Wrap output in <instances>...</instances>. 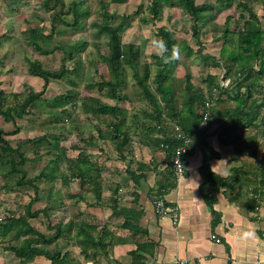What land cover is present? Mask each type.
Listing matches in <instances>:
<instances>
[{"label":"trees","instance_id":"16d2710c","mask_svg":"<svg viewBox=\"0 0 264 264\" xmlns=\"http://www.w3.org/2000/svg\"><path fill=\"white\" fill-rule=\"evenodd\" d=\"M98 1L97 14H94L90 0H41L36 7L49 16H41L40 21H49L51 28L48 33L44 27L28 29L24 32L27 39L25 44L40 55L60 51L63 53L61 67L52 70L40 60L26 59L28 75L44 82L38 91L7 92L0 83V118L14 126L10 132L0 128V194L16 195L15 208L0 215V247L17 258L19 264H35L43 258L48 262L45 264H67L70 255L64 253L66 245L79 248L85 259L97 264L103 259L111 263V241H108L109 233L106 229L109 223L106 222L100 228L99 222L83 212L75 213L66 223L63 220L55 222L52 213L63 209L65 203L54 199V186L50 187L46 199H42V183L60 179L69 196L71 184L78 182L81 191L73 195L77 203L87 202L92 208H104L106 204L113 210L112 215L126 216L123 228L129 229L135 236L144 235L145 231L138 225L137 213L126 207L120 209L116 198L104 197L103 188L107 184L104 163L115 160L116 169L118 163H126L124 172L135 186H139L140 181L147 176V168L144 163L133 158L128 160L134 154V137L141 142L151 139L150 145L158 149H163L162 146L167 144L168 149L165 151L170 161L180 144L175 135L176 125L186 135L205 139L210 137L206 129L200 130L207 103L210 105L207 123L218 124L213 135L225 147L238 146L243 141L241 132L257 129L258 120H264V28L253 10L254 3L263 0H152L149 6L141 4L133 13L122 15L114 13V10L128 0ZM166 5L183 8L191 17L190 26L177 31L168 24L159 26L158 23L164 21ZM233 7L236 10L235 16L230 15L221 21L204 15ZM90 18H93L91 25L95 29L94 35L105 36L110 47L107 56L100 55V61L105 64L109 77H100L94 84L99 96H82L77 90L78 83L73 79L74 76L80 77L82 61L76 60V55L88 45L87 41L68 45L61 42V39L59 41L63 45L47 48L56 39L62 38V35L84 30ZM134 19L144 26H158L157 36L165 47H162V55L154 56L155 61L152 63L143 59L139 44L123 40V28ZM208 19L212 23L213 41L219 44L215 53L207 49L202 39L201 23L204 24ZM167 20L171 21V17ZM3 37L7 38V35ZM177 53L187 58L196 55L203 65L226 71L225 82L229 80L228 86L222 84L219 75L208 74L202 80L203 86L198 87L188 74L184 87L179 88L176 76L179 60L174 57ZM70 61L73 67L68 65ZM128 69H131L139 89L138 99H130L120 91L126 86ZM66 78L71 89L57 97L44 98L53 82ZM124 101L130 102L131 111L120 104ZM77 102H80L83 112L95 117L96 121L94 133L86 140L83 139L84 149L72 146L79 151L76 156L71 157L69 150L60 145V137L48 133L28 140L11 139L20 134L22 122L30 120L34 114L55 115L58 120H70L68 108L76 106ZM138 102L146 103L147 107L142 109ZM101 141L111 143L116 153L115 159L112 152L103 148L99 149L100 161L88 152V149H96ZM42 148L47 150L51 159L41 173L30 177L26 165L43 159L40 153ZM207 151L210 154H205L200 169L205 179L201 190L205 202L213 209L217 193L222 189L243 186L244 174L242 169L236 168L232 177L222 178L210 165L215 152L209 146ZM28 153H34L35 157H28ZM252 156L256 157L255 151ZM170 167L168 176L159 184L158 194L176 186L177 177L171 164ZM261 173L264 183V169ZM90 198H93L92 202H88ZM250 203L257 205V201L252 198L248 200ZM4 205L0 200V209ZM44 221H48L45 227L35 225V222ZM147 247L139 245L132 253L131 264H145L144 253L148 252Z\"/></svg>","mask_w":264,"mask_h":264},{"label":"crops","instance_id":"0c3cea01","mask_svg":"<svg viewBox=\"0 0 264 264\" xmlns=\"http://www.w3.org/2000/svg\"><path fill=\"white\" fill-rule=\"evenodd\" d=\"M127 104L130 105V102L127 101ZM125 108L129 111L132 109ZM263 121L262 118L258 120L257 129L242 131L243 141L238 146L228 147L223 146L218 137L213 135L218 124L209 125L206 122L203 125L202 130L206 129L210 137L205 139L199 136L194 139L185 155V174L177 177L175 187L162 190L166 203L178 209L177 225L173 224L171 218L159 217L153 204L155 195L160 191L159 184L171 169L167 153L150 145L151 139L141 142L137 137L133 138L134 154L128 160L133 158L144 163L146 178L140 181L139 186H135L124 172L126 163H118L119 168L116 169V161H108L104 163L107 184L103 193L106 199L116 198L120 209L126 207L138 214V225L145 231L144 235L135 236L129 229L123 228L126 216L112 215L113 210L106 204L104 208H92L87 202L80 201L77 203L79 206L73 203L72 199L76 201L73 195L81 191H75L76 183L71 184L68 203L72 209L78 208L67 218L69 212H65L71 207L65 201L63 209L52 213L53 219L66 223L75 213L83 212L99 222L100 228L106 222L109 223L106 229L108 241H111V263L103 259L99 264H131L132 253L141 244L148 246V252L144 253L145 264H264V183L261 173L264 169ZM206 145L216 154L210 160V165L219 176L230 178L236 168L242 169L244 174L243 186L222 189L217 193L213 209L205 202L201 190L205 179L200 169L205 154H210ZM100 148L98 144L92 151H99ZM254 151L255 158L252 156ZM112 156L115 159V151ZM100 157L99 151V157L94 159L100 161ZM250 198L257 201L256 206L248 204ZM92 201L93 198L88 200ZM61 211L65 213L63 218L57 213ZM67 252L70 255L67 264H97L85 259L80 249L73 245H66L64 253Z\"/></svg>","mask_w":264,"mask_h":264},{"label":"rangeland","instance_id":"374dc122","mask_svg":"<svg viewBox=\"0 0 264 264\" xmlns=\"http://www.w3.org/2000/svg\"><path fill=\"white\" fill-rule=\"evenodd\" d=\"M41 0H0V60H2V65L0 66V83L2 88L7 92H26V91H38L42 89L43 83L42 80H38L35 77L28 75V65L27 58L40 60L45 67L52 70H59L62 64L63 53L56 52L50 55H40L26 43L27 39L24 35V32L30 28L41 27L46 30V33L49 32L51 25L49 21H40L41 16H49L43 10H38L39 8L36 5ZM71 1V0H67ZM152 0H128L124 5L117 6L114 10L116 14H131L137 10L138 6L143 4L149 6ZM203 0H199L201 2ZM208 2H214L215 0H205ZM92 6V11L94 14L99 7L98 0H90ZM115 7L113 6L112 9ZM253 10L258 14L259 18L262 21V26L264 28V0L262 2H256L253 5ZM235 7L225 9V10H216L215 12H208L204 15L211 16L218 21L225 19L230 15L235 16ZM171 17V21L167 20L168 17ZM93 18L87 20L86 28L81 31H71L65 35H62V38H58L54 41V44L48 46L47 48L54 47L56 45L65 44L71 45L77 42L87 41L88 45L81 51L77 52L76 60L81 59L82 66L80 70V77L74 76L73 79L78 83L77 90L81 93L82 96H99L98 88L94 85L100 77H109L107 68L105 64L100 61V55L107 56L110 53V47L107 45V38L105 36L96 37L94 35L95 29L92 27L91 23ZM168 24L174 27V30L177 31L183 27H189L191 24V17L187 14L183 8L179 6L171 7L169 5L164 6V21L159 22L158 25ZM202 29V39L206 44L207 49L210 52L215 53L219 49V44L213 41L215 38L212 33V23L208 19L204 24L201 23ZM158 26H144L139 23L137 19L132 20L128 25H126L122 30L123 40L125 42H134L141 46V53L143 59L148 60L149 62H154L155 55H162L161 39L157 36ZM7 35V38L3 36ZM219 36V35H218ZM62 39V40H61ZM61 40V42L59 41ZM64 44V45H65ZM75 56V57H76ZM174 57L178 58L179 64L176 69V76L178 79V86L184 87L186 83V76L190 74L192 76V82L198 86H203L202 80L208 74H215L220 76V81L224 71L216 69L213 67H207L203 65L199 59L194 55L191 58L185 57L181 53H177ZM70 67H73V62H68ZM153 73H155V67H153ZM226 77V76H225ZM126 86L121 89L122 94H127L130 99H138V87L136 86L135 78L132 74L131 69L127 70L126 73ZM226 80V79H225ZM229 81V80H227ZM224 83H228V82ZM72 87L67 83V78L62 81L53 82L46 94L44 95L45 99H50L57 97ZM205 88V87H203ZM109 103L115 104V101L104 99ZM123 107H131L127 104V101L120 103ZM138 106L147 107L146 103H139ZM132 108V107H131ZM69 111L71 114V119L68 121H63L61 118L58 120V116L55 115H37L34 114L31 116L30 120L25 119L21 124L20 134L11 137L16 141L18 140H28L33 139L34 137L48 133V135L60 137V145L64 146L69 150L71 156H76L79 151L72 148V146H79L83 148V139L94 133V124L95 117L86 115L83 112V109L80 105V102H77L76 106H69ZM38 108L36 109V113ZM67 119V117H63ZM0 128L6 132L14 130L12 124H7L3 119L0 118ZM101 149L112 152L113 155V146L109 142H99ZM84 149V148H83ZM88 151L91 153L93 158L99 157V151L94 150ZM40 153L43 155V159L38 162H30L26 165V169L30 177L36 176L42 172V170L48 165L51 156L48 155L47 150L42 148ZM28 157L34 158V153H28ZM63 171V170H62ZM106 175V174H104ZM109 177V176H108ZM107 177V178H108ZM109 179V178H108ZM74 189L75 191L79 190L78 182ZM54 186L55 194L54 199L62 202H67L69 207V196H67V188L62 185L61 180L58 179L54 182H45L42 183L40 195L42 199H46L47 192L50 187ZM71 191V188L68 192ZM29 193H32L31 191ZM73 198V197H72ZM0 200H2L5 205L0 209V215H5L9 210L15 208L16 195L1 193ZM76 203L77 201H74ZM71 207V206H70ZM78 207H75V209ZM75 209L71 207L67 212V218L73 215ZM61 218H63L64 211L57 212ZM72 213V214H71ZM104 221V220H101ZM48 222V221H46ZM46 222L38 223L35 222L36 226L45 227ZM103 224V223H102ZM35 264H45L48 263L44 258L39 261L37 260ZM0 264H19L17 258H15L10 252L4 250V247H0Z\"/></svg>","mask_w":264,"mask_h":264},{"label":"built area","instance_id":"2783aa9c","mask_svg":"<svg viewBox=\"0 0 264 264\" xmlns=\"http://www.w3.org/2000/svg\"><path fill=\"white\" fill-rule=\"evenodd\" d=\"M228 83H222L224 86H228ZM217 93V91L215 90ZM209 103H207V110L204 113V121L200 127L202 129L203 125L207 122L210 117L209 112ZM175 135L176 139L180 141L179 146L177 147L176 151L172 155L170 159V164L173 167V171L176 177H181L186 172L185 166V153L192 145L195 136L186 135L183 133L181 127L179 125L175 126ZM164 150L168 149V145L165 144L162 146ZM154 210L155 213L161 218H171L174 225H177L179 222V214L178 209L176 207H171L166 203V200L162 194H156L153 199Z\"/></svg>","mask_w":264,"mask_h":264},{"label":"water","instance_id":"95a60500","mask_svg":"<svg viewBox=\"0 0 264 264\" xmlns=\"http://www.w3.org/2000/svg\"><path fill=\"white\" fill-rule=\"evenodd\" d=\"M225 76H226V71H224V74H223V76H222V80H221L222 83L225 82Z\"/></svg>","mask_w":264,"mask_h":264},{"label":"clouds","instance_id":"9594fccd","mask_svg":"<svg viewBox=\"0 0 264 264\" xmlns=\"http://www.w3.org/2000/svg\"><path fill=\"white\" fill-rule=\"evenodd\" d=\"M161 47H165V45L163 44V42H161V45H160Z\"/></svg>","mask_w":264,"mask_h":264}]
</instances>
